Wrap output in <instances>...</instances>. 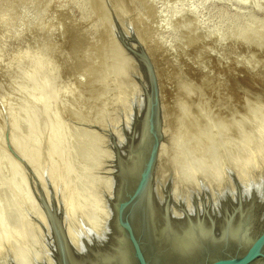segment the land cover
<instances>
[{
  "label": "rangeland",
  "instance_id": "rangeland-1",
  "mask_svg": "<svg viewBox=\"0 0 264 264\" xmlns=\"http://www.w3.org/2000/svg\"><path fill=\"white\" fill-rule=\"evenodd\" d=\"M131 38L178 194L213 192L235 164L264 176V0H0V264L46 262L49 208L74 236L109 219L112 135L149 90Z\"/></svg>",
  "mask_w": 264,
  "mask_h": 264
},
{
  "label": "water",
  "instance_id": "water-1",
  "mask_svg": "<svg viewBox=\"0 0 264 264\" xmlns=\"http://www.w3.org/2000/svg\"><path fill=\"white\" fill-rule=\"evenodd\" d=\"M129 41L138 45L134 38ZM135 53L149 90L137 103L124 134L112 135L117 160L115 185L109 196L110 217L101 228L87 227L72 241L63 206L49 208L45 228L51 255L44 264H161L153 230L159 211L152 205L160 208L162 203L184 213L176 217L172 210L166 211L165 221L174 226V233L187 222H200L207 228L203 230L207 235L192 239L194 250L189 251L188 259L179 256V264H264V178L255 183L233 175L234 191L224 189L216 198L204 187L202 197L194 196L192 210L170 192L166 200L155 194L162 139L157 88L145 50L138 45ZM238 222L241 228L235 232Z\"/></svg>",
  "mask_w": 264,
  "mask_h": 264
},
{
  "label": "bare ground",
  "instance_id": "bare-ground-1",
  "mask_svg": "<svg viewBox=\"0 0 264 264\" xmlns=\"http://www.w3.org/2000/svg\"><path fill=\"white\" fill-rule=\"evenodd\" d=\"M81 8H83V4H81ZM84 10L86 9V8H83ZM19 56H20V53H19V51L17 52H15L14 53V55L12 56V59H18L19 58ZM3 60H2V55H1V53H0V72L2 71V62ZM1 74V73H0ZM144 76V75H143ZM142 76V77H143ZM145 78V77H144ZM142 92H144L143 90L141 91V93ZM136 94V93H135ZM144 94V93H143ZM140 95V94H139ZM138 95V96H139ZM143 96V95H142ZM137 97V96H136ZM136 97H134V98H136ZM137 99V98H136ZM142 99V97L140 96V100ZM140 100H138V101H140ZM135 101V100H134ZM137 101V100H136ZM135 102H133V104H134ZM138 103V102H137ZM132 104V105H133ZM135 105V104H134ZM133 105V106H134ZM132 106V107H133ZM135 109V108H134ZM131 112H132V108H131ZM133 113V112H132ZM134 113H135V111H134ZM130 120V119H129ZM133 120V119H132ZM132 122V121H131ZM130 122V123H131ZM128 124H129V122H127ZM142 143V142H141ZM16 148H18V147H16ZM20 149V148H19ZM18 149V150H19ZM142 149V148H141ZM161 150H162V148H161ZM160 150V151H161ZM17 152V151H16ZM19 153H20V155H23V156H25V153L22 151V149L21 150H19ZM162 154V153H161ZM160 154V155H161ZM141 155V154H140ZM162 156H160V158H161ZM264 158V157H263ZM25 160V159H24ZM163 162V161H162ZM162 165H166L165 163L164 164H162V163H160V162H158L157 163V166H156V171H155V177H156V179H154V189H155V191H156V193L155 194H157L158 196H159V198H160V200H166V196L168 195V193L170 192V193H172L173 195H174V197H176V200H178L180 203L181 202H184V204L185 205H187V207L190 209V210H192V209H194V196L196 197V195L197 196H200V197H202L201 196V189L203 188V187H206V185H204V186H202V188L201 189H199V188H194V189H192V191H194V192H192L191 190H190V192L189 191H187L186 193L184 192V190H183V192L184 193H182V195L181 194H178V190H180L181 188H180V186L178 185L179 183H177L178 182V180H176V179H178V178H174V177H172V176H170L168 179L166 178V174H165V172H164V174H163V172H162ZM234 165V164H233ZM263 165V164H262ZM261 167H264V165L263 166H261ZM223 168H224V166H223ZM232 168V167H231ZM233 168L236 170L235 171V176H236V178L237 179H240L241 181H244L245 179H250V177H249V174L247 173L248 171H246L245 169H241V167L239 166V164H235L234 166H233ZM232 168V169H233ZM258 168V167H257ZM167 169V168H166ZM260 169V168H259ZM165 171V170H164ZM229 171V170H228ZM233 171V170H232ZM231 171V172H232ZM259 171H262L261 169L259 170ZM167 172V171H166ZM224 172V171H223ZM222 172V173H223ZM230 172V171H229ZM229 172H228V174H229ZM230 172V173H231ZM233 173H234V171H233ZM258 173V172H257ZM232 174V173H231ZM259 174H261L260 172H259ZM259 174H257V177L255 178V179H252L255 183H258V182H260V180H262L264 177L262 176V175H259ZM223 175H224V173H223ZM225 178L227 177V176H229V175H227L226 173H225ZM234 175V174H233ZM233 175H231V176H229V178H226V179H228L227 180V183H230V185H231V187H229V188H227L226 187V185H225V178L223 179V177H220V178H222V183H219L217 186L215 185H213L214 186V191L212 192V198H216V193L217 194H223L225 191H224V188L225 189H227V192H233L234 191V189H235V186H234V183H233V178H232V176ZM207 176V175H206ZM211 177V176H210ZM254 178V177H253ZM209 179V178H208ZM211 179V178H210ZM215 179H216V177H215ZM203 180H205V179H203ZM202 180V181H203ZM207 182V181H206ZM210 182V184L212 185L213 183H212V181H209ZM219 182V181H218ZM232 182V183H231ZM191 183H193V182H191ZM190 183V184H191ZM204 184H205V181H204ZM207 184V186L209 187V185H208V183H206ZM217 184V183H216ZM192 185H194V184H192ZM225 185V186H224ZM228 185V184H227ZM230 185H228V186H230ZM186 186H187V184H186ZM212 186V187H213ZM190 186L188 185V187H187V189L189 188ZM191 189V188H190ZM212 189V190H213ZM216 189V190H215ZM204 191V190H203ZM192 192V193H191ZM206 192V191H205ZM191 194H195L193 197H191ZM157 202V201H156ZM164 202V201H163ZM158 203V202H157ZM152 207H154L155 209H157L158 211H159V213L157 214V220H158V222L157 221H155V223L153 224V230H154V236H155V238H156V240H157V246H158V248L160 249V253H161V264H179V261H180V257L179 256H181V258H183V259H188V255L190 254V252L189 251H193L194 249V246H192L191 244H193V241H192V239L193 240H197V238L198 239H200V238H202L200 235H207L206 234V232L205 231H203L204 229L206 230L207 228H205V225L204 224H201L200 222H187L186 223V225H185V227H183L179 232H176V233H174V230H172V229H174V226L173 225H171V223H168V222H166L165 221V217H166V215H165V213H166V211H168L169 209L170 210H172L173 212H174V214L176 215V217H183V214L184 213H181V211H180V209H178V207H172L171 208V206H167V205H165V203L163 204H160V208L157 206L156 207V204H153L152 205ZM162 207V208H161ZM161 209H163L164 210V213L163 212H161ZM65 212V211H64ZM66 212L67 213H65L66 214V216L67 217H69V214H70V210L67 208L66 209ZM67 219V218H66ZM88 226V225H87ZM92 226H94V225H92ZM101 226H102V224H101ZM72 227V226H71ZM74 227H72V229H73ZM240 228H241V226H240V223L238 222L237 224H235V226H234V229H235V232L237 231V232H239L240 231ZM75 229V228H74ZM84 229V228H83ZM86 229V228H85ZM67 231H68V234H69V236H70V238L72 239V241H75L76 240V237L75 236H78V234H80V233H82L81 231H79L80 233H78V232H76V234L77 235H75L74 236V234H73V230L71 231V229H70V227H67ZM75 231V230H74ZM177 231H178V229H177ZM200 237V238H199ZM247 239H249V240H251V237L249 238V236L248 237H246ZM189 252V253H188ZM195 255V254H194ZM193 255V256H194ZM256 264H263V263H256Z\"/></svg>",
  "mask_w": 264,
  "mask_h": 264
}]
</instances>
